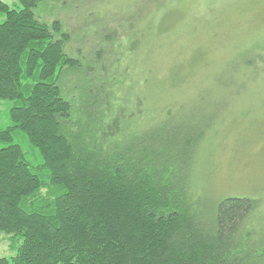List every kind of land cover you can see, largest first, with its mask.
Returning a JSON list of instances; mask_svg holds the SVG:
<instances>
[{
	"label": "trees",
	"instance_id": "16d2710c",
	"mask_svg": "<svg viewBox=\"0 0 264 264\" xmlns=\"http://www.w3.org/2000/svg\"><path fill=\"white\" fill-rule=\"evenodd\" d=\"M37 3L0 0V235L13 251L0 264H264L259 201L225 197L205 220L148 108L116 92L105 48L84 68Z\"/></svg>",
	"mask_w": 264,
	"mask_h": 264
},
{
	"label": "rangeland",
	"instance_id": "374dc122",
	"mask_svg": "<svg viewBox=\"0 0 264 264\" xmlns=\"http://www.w3.org/2000/svg\"><path fill=\"white\" fill-rule=\"evenodd\" d=\"M34 13L60 20L64 51L84 68L105 48L116 92L148 108V131L174 148L176 180L191 184L205 220L225 197L258 200L264 213V0H38ZM6 109L0 102V117ZM10 242L0 235V256Z\"/></svg>",
	"mask_w": 264,
	"mask_h": 264
}]
</instances>
